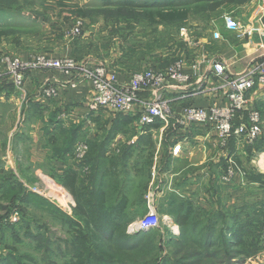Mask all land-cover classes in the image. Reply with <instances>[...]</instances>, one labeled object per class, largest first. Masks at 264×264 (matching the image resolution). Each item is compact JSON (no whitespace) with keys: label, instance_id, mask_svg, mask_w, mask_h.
<instances>
[{"label":"rangeland","instance_id":"rangeland-1","mask_svg":"<svg viewBox=\"0 0 264 264\" xmlns=\"http://www.w3.org/2000/svg\"><path fill=\"white\" fill-rule=\"evenodd\" d=\"M261 3L0 0V54L36 50L31 53L51 55L49 49L65 47L51 45L65 39L74 45L64 54L97 60L115 72L128 75L150 67L164 69L197 50L204 43L201 41H211L223 14L258 19ZM171 10L184 15L167 21L157 16ZM77 20L83 21V29L72 36L68 29ZM181 28L188 30L195 46L182 39ZM113 118L116 122L103 127L97 138L86 139L90 151L78 166L86 194L98 180L108 203L116 202L123 190L128 194L135 190L115 229L107 234L89 232L84 218L73 212V196L53 185L48 179L53 174H49L37 191L20 187L4 191L0 199V264H264V192L263 199L251 191L255 197L237 199L230 207L220 205L211 212L200 209L194 199L186 201L178 195L180 184L168 185L172 158L158 156L153 165V156L150 163L151 149L127 143L133 134L128 118L119 114ZM107 163L114 165V171L102 176ZM85 166L88 170L82 172ZM36 196L53 208L37 203ZM149 201L158 216L157 225L149 229L131 225L147 214ZM128 217L130 223H124Z\"/></svg>","mask_w":264,"mask_h":264},{"label":"crops","instance_id":"crops-1","mask_svg":"<svg viewBox=\"0 0 264 264\" xmlns=\"http://www.w3.org/2000/svg\"><path fill=\"white\" fill-rule=\"evenodd\" d=\"M259 10L261 13L258 19L253 15L244 19L234 15L244 26L243 29L249 27L252 30L251 34L225 29L221 18L220 27L217 28L221 38L209 39L211 41L207 39V42L203 40L201 48L198 46L197 50L185 55L196 59L197 55L203 54L207 60L225 61L228 75L238 74L248 66L264 61V29L260 24L264 0L261 7L259 4ZM62 41L51 46L63 44L64 49L52 48L48 53L54 56L67 55L63 51L67 53L69 45L72 48L73 43L65 39ZM204 44H211V47ZM2 49L0 45V51ZM23 51L18 52L19 56L27 57L36 50ZM199 62L201 74L206 81L193 76L188 83L171 88L167 93L170 112L166 119H159L144 131L138 129L131 116L114 113L106 108H92L88 82L74 88L62 86L55 98L42 96L44 87H59L66 80L59 70L28 72L23 90H18L12 82L0 78V199L4 197L5 190L18 187L21 190L37 191L38 184H43L47 178L45 176L49 174H53V179L48 178L53 181V185L71 197L68 189L60 184V178L66 170H72L80 176L78 162L72 153L75 144L78 141L86 142L91 137L97 138L103 127H110L116 122L113 117L117 114L127 117L131 123L133 134L127 141L128 144L132 142L130 146L148 148L152 144L153 165L158 163V156L172 158L167 183L180 184L181 193L178 192V195L186 201L194 199L197 207L211 212L220 205L230 207L237 199L255 197L251 191H257V198L263 199L264 89L255 87L246 95V109H255L261 114L262 135L253 142L232 137L222 145L211 126L195 124L183 118L186 106H207L212 103L223 105L227 101L226 93L212 78L211 66L208 62ZM185 71L191 72L190 67L186 66ZM117 74L119 79L128 76L120 72ZM141 96L147 94L142 93ZM176 144H180L181 148L175 154L173 147ZM229 168L233 170V177L230 182H223L221 178ZM130 191L132 194L126 193L127 206L135 193L134 189ZM152 205L153 202L149 201L148 206Z\"/></svg>","mask_w":264,"mask_h":264},{"label":"built area","instance_id":"built-area-1","mask_svg":"<svg viewBox=\"0 0 264 264\" xmlns=\"http://www.w3.org/2000/svg\"><path fill=\"white\" fill-rule=\"evenodd\" d=\"M222 24L227 30H240L247 34L252 32L249 27L243 29L244 26L231 13L223 14ZM83 25V21H75L68 29L69 34L72 36L80 34ZM181 35L190 45L197 44L191 40L192 37L186 28H181ZM212 36L213 39L221 38L219 31H213ZM199 61L208 62L211 66L212 78L226 93L227 101L223 105L212 103L207 106H186L183 110L184 120L211 126L222 145L232 137H239L248 142L257 140L263 133V121L258 110L246 109V95L255 87L264 89V61L252 64L238 74L228 75L225 61L207 60L203 54L197 55L196 59L183 55L164 69L145 68L119 79L117 72L97 60L42 53H34L27 57L4 53L0 55V78H5L12 82L15 88L23 90L28 72L59 70L66 80L59 87L47 85L42 89V96L55 98L62 86L74 88L80 83L88 82L89 103L92 108H106L114 113L131 116L138 129L144 131L159 119H166L170 112V98L167 93L171 88L188 83L193 76L198 77V80H205L200 71ZM186 66L190 67L191 72L185 71ZM142 93H146L147 96H141ZM180 148V144L174 145L173 153L176 154ZM88 151V144L85 141H78L72 152L74 160L82 162L86 159ZM87 170L86 166L82 168V172ZM232 177L233 170L229 168L221 179L223 182H230ZM151 207L149 206L147 214L136 224L131 225L139 229L155 227L158 216Z\"/></svg>","mask_w":264,"mask_h":264},{"label":"trees","instance_id":"trees-1","mask_svg":"<svg viewBox=\"0 0 264 264\" xmlns=\"http://www.w3.org/2000/svg\"><path fill=\"white\" fill-rule=\"evenodd\" d=\"M199 1H210V0H199ZM184 14H176L174 11L167 12H158L157 16L161 18V20H173L177 17H183ZM148 148L151 151L148 154L149 161H152L153 148L152 144L148 145ZM74 149V148H73ZM90 151V150H89ZM88 151V154H89ZM87 154V156H88ZM87 158V157H86ZM114 165L107 163V166L103 167V175H112ZM112 170V171H111ZM93 181H95L93 179ZM61 184L68 189L70 194L73 196L74 204H73V212L84 218L85 228L95 234L96 232L103 231L105 234L107 232H111L115 229L114 225L117 224V218H122L125 216V211L127 208V195L126 191L123 190L120 194L119 199L116 202L108 203L106 201L105 190L100 185L101 180H98L97 183L92 185V189L89 194H86V186L85 183L80 184L78 174L72 170H66L62 178H60ZM40 202L37 203H45L50 208H53V205L49 203L47 200L37 197ZM23 200V199H20ZM131 218L128 217L124 223H130ZM97 236V235H95Z\"/></svg>","mask_w":264,"mask_h":264},{"label":"water","instance_id":"water-1","mask_svg":"<svg viewBox=\"0 0 264 264\" xmlns=\"http://www.w3.org/2000/svg\"><path fill=\"white\" fill-rule=\"evenodd\" d=\"M260 24H261L262 28L264 29V13L260 18Z\"/></svg>","mask_w":264,"mask_h":264}]
</instances>
